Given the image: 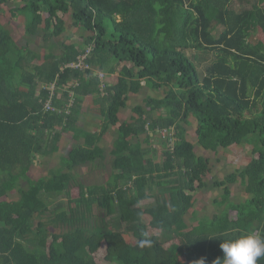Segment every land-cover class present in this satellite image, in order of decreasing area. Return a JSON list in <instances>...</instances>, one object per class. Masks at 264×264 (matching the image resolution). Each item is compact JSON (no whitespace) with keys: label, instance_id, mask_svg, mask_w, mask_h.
I'll use <instances>...</instances> for the list:
<instances>
[{"label":"trees","instance_id":"1","mask_svg":"<svg viewBox=\"0 0 264 264\" xmlns=\"http://www.w3.org/2000/svg\"><path fill=\"white\" fill-rule=\"evenodd\" d=\"M9 1L11 19L25 16L27 39L18 46L0 28V264H213L223 259L224 241L249 233L264 239V0ZM70 23L93 47L88 63L106 75L118 73L102 98L109 107L101 127L115 131L107 186L78 179L76 169L104 163V151L96 134L75 144L79 113L67 116V100L43 88L73 80L97 84L91 75L63 68L84 46L56 40ZM39 25L48 35L44 41L60 52L31 67L42 58L28 43ZM143 89L154 94L144 91L142 105L120 123L117 108ZM49 99L57 112L44 111ZM192 122L196 145L185 138L184 126ZM170 128L175 140L161 141L163 160L144 162L156 157L150 141L157 130ZM69 131L75 143L62 150L61 137ZM243 145H250L247 164L212 183L221 191L214 201L219 211L199 220L194 195L208 186L203 178L210 169L195 146L217 152ZM54 157L62 167L34 178ZM235 184L240 202H230ZM60 197L67 198L64 204L48 205ZM112 215L127 228L108 224Z\"/></svg>","mask_w":264,"mask_h":264},{"label":"rangeland","instance_id":"2","mask_svg":"<svg viewBox=\"0 0 264 264\" xmlns=\"http://www.w3.org/2000/svg\"><path fill=\"white\" fill-rule=\"evenodd\" d=\"M9 0H0V28H2L5 24V28L8 29L10 31V35L11 37L14 39V41L16 42V44L18 46H23L25 44L26 41V36L24 33V30L22 28V23L20 24L19 19H14V18H10L8 12H7V7L9 6ZM13 2V1H11ZM16 2V1H14ZM7 4V5H6ZM233 7L238 10L240 9L238 7V2H233ZM241 10V9H240ZM24 16V15H23ZM19 17V16H17ZM25 17V16H24ZM46 16H43V18H45ZM68 20V19H67ZM220 28V27H219ZM217 29L216 32H214V35H219L221 33V31L223 30V27H221L220 29ZM255 30L251 33V40L252 43L255 42ZM86 36V33L76 29L74 27H72L71 23L70 25L67 26V30L66 33L62 35V38L56 39L57 41H62L64 43H71V42H75L76 44L80 45H84V43L86 42L84 39H82L81 37ZM47 34H46V38H47ZM43 39L41 37H35V39L29 41V45H30V49L32 51L38 52L40 53V50L42 51V48H44V45H46V43H43L42 41ZM86 44V43H85ZM49 46V44H47ZM47 46V47H48ZM59 47L55 46V48H52V51L54 53H59ZM42 53H44V51H42ZM31 65H35L33 63H31ZM204 68L205 66L203 65H198V72L200 74V76H202L204 73ZM105 72V70L103 71ZM106 73V72H105ZM107 81L108 79H110V76L107 75ZM80 82V81H79ZM115 82V80H114ZM141 85V84H140ZM144 86V83L142 84ZM145 89H143V91H141L139 94H129V101L128 103H126V107H128L130 110L135 106V105H142L143 103V98L146 94H144ZM147 94H151V91H145ZM159 94V92L157 93ZM155 94V95H157ZM154 95V96H155ZM101 106V104H100ZM128 109L125 111V109L121 112L120 115V119H125V121H129L130 120V110ZM185 129V138L188 141H191L193 144L196 145V138H195V133H194V129H195V122H192L190 125H185L184 126ZM104 131V127L102 126V130L101 132ZM100 132V130H99ZM98 132V134H99ZM110 135L106 137L105 140L107 141L108 144V148L106 150L105 153L109 152L111 150L110 147V143H112V138L113 135L111 133H109ZM74 135H76L77 138V142L78 144H82L83 142H86L88 138L93 137V133L91 132V129H88L87 127L85 128H79V127H75L74 128ZM103 136L106 135V133L102 134ZM70 134L64 135L63 138L60 141V146L62 150H65L68 148H70V145H72V141L71 142H67L66 140L70 139ZM101 141H103V138L100 137ZM160 139V141L158 140ZM161 141H163L160 137L159 134L157 133L155 135V138L152 139L150 142V148L156 152V157L153 159L152 156H147L144 160H150L149 158H152V160L155 162H161L163 160V156H161V151L163 150V146L161 145ZM248 149H250V145H243V146H233L231 148L222 150L219 149L217 150V152H211V151H204L202 150L200 147L195 146L194 151L196 153L197 156H203L205 158H207L209 160V169H210V173H207L204 178L203 181L206 182L208 184L207 187L205 188H200L196 194L194 195V199H196V203L193 209L194 214L196 215V218H198L199 220H201L202 218H211L214 214H217L219 209H216V206L219 207V204H215L214 201H218V199L220 198V190H214V188L211 186L212 183L216 180H220L223 178V176H225L226 174L232 173L234 171H236L237 169L243 168L246 164H247V159L250 156L249 155V151ZM52 157V156H51ZM55 158V157H54ZM52 158L51 161L48 162V160L46 161V163L41 167V168H37V172L34 174V178L41 176L43 174H47L49 169L55 168V167H62L61 165L58 164L57 158ZM110 156L107 155L106 157V161H103L104 163H100V162H95L93 161V163H89V164H85L82 167H79L78 169H76V174L79 177V180L82 181V183L84 184V186H91V185H98V186H107L106 183L108 182V178L111 175V169L109 167V160H110ZM44 161V160H43ZM95 162V163H94ZM37 167H38V163L36 162ZM59 167V168H60ZM30 175L31 172H30ZM233 196L231 198L230 202H240L241 199V191L239 190V184H235V185H231L230 187ZM74 195H76L77 193V189L74 188ZM72 190V192H73ZM102 192L99 190L97 191V195H101ZM16 197V196H15ZM246 198V197H245ZM66 197H60L57 198L56 200L54 199H50L48 202V205H52L51 207H54L55 205L58 204V202L61 200L63 202V204L66 201ZM97 204H94L93 208V212H97L99 213V215L102 216V211L96 206ZM228 205L226 204L223 208H227ZM187 218H190V216L188 215ZM108 224H111L114 228L116 229H121L124 230L127 228V226L125 224H119L118 223V216L117 215H112L109 216L107 218ZM192 225H195L196 223L193 222L191 223Z\"/></svg>","mask_w":264,"mask_h":264},{"label":"crops","instance_id":"3","mask_svg":"<svg viewBox=\"0 0 264 264\" xmlns=\"http://www.w3.org/2000/svg\"><path fill=\"white\" fill-rule=\"evenodd\" d=\"M8 14H9V12H8ZM17 16H19V17H17ZM14 19H19V22H20V24L22 23V28L24 30V26H25V19H24V17H22L20 14H16V16H14ZM4 26H5V24H4ZM42 28H43L42 25H39L38 26V29H39L38 34L36 36H34V37H30V41L33 40V39H35V37H41L43 39L42 40L43 43H46V40L44 41V38H46L45 35H44L45 33L42 32ZM9 34H10V31H9ZM71 43H75V42L73 41ZM47 46L48 45L46 43V45H44V48H42V51H44V53H42L41 50H40V53L36 52V54L38 56L42 57V58H39V59L33 61L32 62L33 64L35 63L36 65H40L43 62V56L44 55H47L49 53H51V54L53 53L56 56L59 54V53H54L52 51V48H55V47H50V46L47 47ZM88 46L91 49H93V47L90 46V45H87V46L84 45L83 48L84 47H88ZM83 48L81 50H83ZM81 50H80V52H78L77 56L81 53ZM59 52H60V50H59ZM33 66L34 65H31V67H33ZM117 76H118V73H114V74L110 75V79H108V81H107V78L108 77H107V75L105 73H103L104 80H103V83L102 84L104 85L103 86L104 87V92H103L104 97L109 94V88L114 87V85H115V83L117 81ZM114 80H115V82H114ZM74 81L75 80H73L72 82H69L64 88H59L55 84V82H52V83H50L48 85H43L44 86L43 88H47L50 92H52V97L53 96H56V99L55 100H58L59 99L63 103L66 102V100H67V102L64 103V105H67L70 101L72 102L71 109L74 112L77 111V113H79L76 116V119H75L76 120L75 127H79L80 129L87 127L88 129H91V132L93 134H96V136H95V138H97L96 145L99 146L104 151L105 157H107V155L110 156V152L113 149V143H114L113 141L115 139V133H114L115 131H114L113 128H110V129L107 128L105 131H102L101 132V130H102V127H101L102 116L104 117L108 113L109 99L102 101V99L98 98L97 96H93L98 91V82L99 81H97L96 86H94V83L93 82L91 84L90 82H87L86 81L85 82L86 84L85 85H83V84L80 85V87L75 90V93H73V95L69 94L70 92H68L66 89L70 85H72V83ZM142 84H143V82H141V85ZM87 85H88V87H87ZM40 86L42 87L41 83H40ZM63 92H67L68 93L67 94L68 99L62 94ZM106 98H104V99H106ZM128 101H129V99L127 98V101L124 102V106H119L117 108L116 117H117V119H118V121L120 123H122V122H129L130 121V120L129 121H125V119H122V120L120 119L121 112L124 109H125V111L127 110V112H128V109L129 108L126 107L127 106L126 103H128ZM56 102H58V101H56ZM100 104H101V106H100ZM58 105H60V104H58ZM55 107H57V105ZM73 111H72V114L71 115H73V113H74ZM130 113H131V110H130ZM132 116H133V114L131 113V116L130 117H132ZM102 126H104V123H103ZM99 130H100V132H99ZM98 132H99V134H98ZM72 133H73L72 131H69V133H67V134H70V136H72L73 135ZM104 133H106V135L103 136L102 134H104ZM109 133H111L113 135L112 143H110L111 150L109 152L105 153L106 150H107V148H108V144H107V141L108 140H105V139H106L107 136L110 135ZM100 137L103 138V141H101ZM61 138H63V136ZM66 141L67 142H71L72 141V145L75 143L73 140H71V138L68 139V140H66ZM84 143L85 142H83L82 144H78V142H76L75 144H78L80 146H83ZM60 148H61V146H60ZM112 175H113V170L111 169V175L108 178V182H109V180H110V178H111ZM78 179H79V177H78ZM91 186H94V187H102V186H98V185H91ZM91 186H89V187H91Z\"/></svg>","mask_w":264,"mask_h":264},{"label":"clouds","instance_id":"4","mask_svg":"<svg viewBox=\"0 0 264 264\" xmlns=\"http://www.w3.org/2000/svg\"><path fill=\"white\" fill-rule=\"evenodd\" d=\"M86 49H90V53L92 49L88 47H84L82 52L78 55L81 56L85 53ZM88 54V56L90 55ZM77 56V57H78ZM87 56V57H88ZM77 57L74 62L66 64L63 66V68H70L72 71H78L82 73L84 78H88V75H91L96 79L98 82V91L93 95L97 96L98 98L102 99L104 98V87H102V83L104 80L103 73L100 71H96L89 63L87 58L82 61L81 67L72 68L70 65L72 64H78L77 63ZM84 65H87V68H84ZM101 75V76H100ZM81 85V82L79 80H75L72 85H70L66 90L70 92L69 94L73 95L75 93V90L78 89ZM104 86V85H103ZM53 105V104H52ZM57 109V107L53 106ZM46 112L45 108H43ZM70 109V114L71 115ZM57 112V111H56ZM67 115V116H68ZM169 131L166 129H159L156 133L159 134V137L165 141L167 140L169 143H173L175 140L174 137V129L170 128ZM162 131L165 132V136L163 137ZM220 249L223 252V259L217 258L213 264H257V260L261 257H264V239H262L260 236L249 233L246 235H241L240 237L234 239V240H227L222 242L219 245ZM197 264H204V260L201 259L197 261Z\"/></svg>","mask_w":264,"mask_h":264},{"label":"built area","instance_id":"5","mask_svg":"<svg viewBox=\"0 0 264 264\" xmlns=\"http://www.w3.org/2000/svg\"><path fill=\"white\" fill-rule=\"evenodd\" d=\"M89 53H90V49H86V51H85V53L83 55L77 57V63L78 64H72V65H70V67H72V68L81 67L82 61L87 58V56H88ZM87 67H88L87 65H84V68H87ZM102 87H103V85H102ZM51 96H52V92H51ZM50 100L51 99H49L46 102L45 107H44L45 110L47 112H49V111H51V112L57 111V109L54 108L53 105L51 104V101ZM71 107H72V102L71 101L67 105H65L64 113L66 115L70 114ZM161 135L164 137L165 136V132L162 131V134Z\"/></svg>","mask_w":264,"mask_h":264}]
</instances>
